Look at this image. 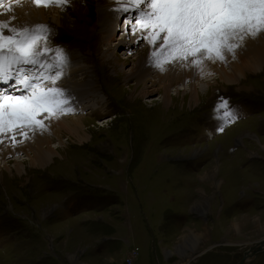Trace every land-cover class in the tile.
<instances>
[{"label": "rangeland", "instance_id": "1", "mask_svg": "<svg viewBox=\"0 0 264 264\" xmlns=\"http://www.w3.org/2000/svg\"><path fill=\"white\" fill-rule=\"evenodd\" d=\"M17 1L24 15L22 20L11 18L12 25L28 18L23 6L36 8L33 0H4L0 17L6 18L5 10ZM100 5L114 15V38L98 25ZM115 7L113 0H69L63 7H47L48 22L36 23L51 26L49 45L61 46L68 55L57 83L80 82L85 88L83 98L74 100L75 111L62 115L82 117L85 136L78 141L60 127L45 131L44 150L48 143L63 144L58 149L49 146L57 152L55 160L48 163L51 155L42 165L26 160L38 146L33 133L29 139L33 147L23 141L19 153L9 146L2 154L0 165L8 161V168L0 167V264H66L55 257L51 235L35 227L42 224L35 205L42 188L65 192L69 215L116 202L106 213L124 223L125 235L130 231L125 222L133 221L142 244L117 246L122 264H237L264 239V34L249 39L235 59L226 54L223 72L230 76L229 83L217 76L214 83L203 82L194 92L177 89L190 80L170 81L166 108L164 83L149 81L143 88L135 78H127L151 47L146 40L133 42L139 29H124L125 18L135 13L122 17ZM53 55L49 53V58ZM73 68L76 73L70 74ZM210 71L218 75L206 66L203 81ZM149 73L155 75L153 69ZM221 98L234 110V119L224 121L215 111ZM54 121L45 123H61ZM221 123L223 131L217 130ZM16 154L25 161L16 163ZM120 182L124 187L118 192ZM47 211L49 221L58 218ZM104 216H92L85 223L109 224ZM246 264H264V251Z\"/></svg>", "mask_w": 264, "mask_h": 264}, {"label": "snow or ice", "instance_id": "2", "mask_svg": "<svg viewBox=\"0 0 264 264\" xmlns=\"http://www.w3.org/2000/svg\"><path fill=\"white\" fill-rule=\"evenodd\" d=\"M3 2L0 0V5ZM68 2L33 0L38 7H63ZM113 3L118 14L135 13L125 18V28L141 31L140 39L152 46L149 62L161 71L180 62L203 75L205 61L226 63V53L235 59L237 50L244 49L249 39L264 34V0ZM8 10H12L11 5ZM53 31L45 23L12 25L0 21V85H5L0 87V145L17 148L31 138L30 133L48 130L45 120L75 111L71 90L57 86L69 58L61 46L49 45ZM49 53L54 55L49 58ZM215 111L224 121L235 118L234 110L222 98ZM223 127L221 123L217 130L223 131Z\"/></svg>", "mask_w": 264, "mask_h": 264}, {"label": "bare ground", "instance_id": "3", "mask_svg": "<svg viewBox=\"0 0 264 264\" xmlns=\"http://www.w3.org/2000/svg\"><path fill=\"white\" fill-rule=\"evenodd\" d=\"M23 4H25V2ZM10 5H11L12 10L9 11L8 8H7L5 11L8 12V16L6 18L0 17V21H4V19H7V18H10V19H8V21H9V20H11V18L13 19V17L19 18V19H21L23 17L24 13L21 12L22 9L20 7L22 5H21V3H19V1L15 2L14 4L12 3ZM31 5H33V4H31ZM23 7H25V14L26 15L28 14V18H26V20L23 21L22 23L28 22L30 24H36L37 22H48V20L46 19V15L48 13L46 14V11L49 10V9H47V7L41 8V7L36 6L35 9H31L29 5H25ZM98 13H99V24L98 25L100 26V28L102 29L103 32L107 33V36H108L109 39L114 38V36H115V27L111 26V24L113 23L112 21H114L113 13L105 5H100V7L98 8ZM130 14H132V12H130ZM124 15H127V13H123L122 17H124ZM24 18H23V20H24ZM55 20L57 21V24L61 23L58 19H55ZM117 21H118V19H117ZM132 23H134V22H132ZM124 29L126 30L125 27H124ZM138 32L139 33H137L136 36H135V41H133L135 44H139V41L141 40L140 37H141L142 33L140 31H138ZM144 34L146 35V33H144ZM150 47H151V51H152V46L150 45ZM113 51H111V52H113ZM150 53H149V55H150ZM256 53H260V50L256 51ZM226 54L228 55V53H226ZM149 55L148 56H146V54L141 55V58L139 59V61L137 63L138 68H136L135 70L132 69L131 71H129L128 74H127V78H130V77L135 78L136 85L137 86L141 85L143 88H145V87L148 88L149 87V84H148L149 81H152L153 85H155V83L156 84L158 83L159 85L164 83L161 86V90L163 91V100H164L163 101V106H165L166 108H168V106L170 105V103H169L170 102L169 101L170 100V89H169L170 88L169 87L170 86V81L178 80V78L190 80V81H188V83L190 82L188 85H186L184 83L182 85V87L177 88V89L180 90V91H185V90H189L190 89L191 91L194 90V92L195 91L198 92V90L196 89L197 86L201 85L203 82H210V84H211L212 81L214 79H216L217 76L219 78H221V80L226 82V83L230 82V76H228V73L223 72V70H224L223 67H224V64H225L223 62L217 61L216 63H211L209 61H205L204 62V68L206 66H208V67H210V70L217 71L215 73L218 74V75H215L213 71H212V73H213V75H212L211 71H210L209 74H211V75H205L204 78H206V79H204V81H203L202 80V78H203L202 75H200L199 73H196L191 68H185L180 62H177V63H174V64H169V65H167V68H166L165 71H161L160 69L154 67L149 61L146 62L147 59H149ZM227 63H228V60H227ZM152 69H153V72H155V75H151L149 73V71L152 70ZM73 73H76L74 68L71 70L70 74H73ZM90 81H92V80H90ZM166 82H168V83H166ZM213 83H214V81H213ZM210 84H208V89H210V86H209ZM57 86L58 87H62V88H67V89L71 90V92H72V94L74 96V100H76V97L77 98L81 97V99L83 98L82 97L83 94H84L83 90H85V88L81 87L82 84L80 82L73 83L72 81H65V83H63L62 85L57 83ZM93 86L95 87L97 85L95 84ZM1 87H5V85L1 86ZM208 92H209V90L207 91V93ZM85 93L89 94V92H85ZM192 94L190 93L189 94L190 96L188 95L190 101L194 98ZM100 98H101V100H103L102 96H100ZM75 103H77V101L76 102L73 101L74 109H75ZM74 117L75 118H73V116L72 117H69V116L67 117V116H62L61 115V116H59V118H53V119H51L52 122L54 120H61V123L59 125L57 124V125L53 126V124L47 122L46 124H49V125H48V130H46V131L54 132L58 127H60V129H66L67 132L69 130L71 134H74L76 140L80 141L85 136V133L82 130V128L84 127V122L82 121V117H80L79 115H76ZM58 133L60 134V132H58ZM43 136H45V137L47 136L45 131L43 133H40L39 131L34 133L33 138L37 141L38 146H36L35 148L32 149L33 150L32 151L33 155H28V156L26 155L27 156V159H26L23 156H21L22 154H20V155L16 154V155H14L15 158L13 160L16 161V163H23L25 161V159H26L28 161L27 162L28 164L35 166V165H42L43 163H46L45 159L52 155V157H50V159L48 160L49 161L48 163H50V161H54L55 160L54 156L56 155L57 152L54 151L53 149H58V148L62 147L63 143H62V141H59L58 143H55L53 145H50V143H48L47 145H45L48 149L44 150L42 148ZM41 141H42V143H41ZM63 142H64V140H63ZM26 143L28 144V148L29 147H33V145L30 143L29 140H26ZM9 146L10 145H8L7 143H5L4 145H0V159L4 158V157H2L3 156L2 154L5 152L6 149L9 150ZM49 146L51 148H53V149H51ZM20 149L21 148L18 145V147L15 149V152L19 153ZM215 161H217V160H215ZM2 162H4V164L0 165V167H2L4 169L6 168V170H7L8 167L6 165V162H8V161L4 160V161H1V163ZM16 170H20V168L17 167ZM213 175L214 174H212V176H211L212 178H214ZM208 176H209V174H208ZM250 256H252V257L249 258ZM255 256L256 255H254V254L252 255L251 252H250L249 256L246 259V262H248V260L252 259Z\"/></svg>", "mask_w": 264, "mask_h": 264}, {"label": "crops", "instance_id": "4", "mask_svg": "<svg viewBox=\"0 0 264 264\" xmlns=\"http://www.w3.org/2000/svg\"><path fill=\"white\" fill-rule=\"evenodd\" d=\"M106 183L109 187L112 185L110 180ZM122 187L124 185L120 182L116 188L118 192L122 191ZM40 192V195L35 199V205L37 211H41L42 224L37 223L38 225L35 227L39 229L41 234L51 235V248L52 251H55V257L65 260L66 264H122L123 253L116 249L117 246L123 248L132 244L142 246L137 231H134L133 227L135 225L133 221L127 220L125 222V225L128 224L130 230L125 235L121 232L124 223L117 222L118 219L114 217L113 213H106L105 210L112 211V207H115L113 205H117L116 202L105 205L101 210L90 208L89 210L69 215L70 206L66 203L65 192L56 189L46 191L43 188ZM127 193L130 192L128 191ZM210 194L213 195L212 193ZM229 198L230 193H228L227 200ZM49 209L52 210V215L58 217L56 219L55 217L51 218L53 223H47L51 222L49 221L50 211H47ZM101 215H105L104 219L109 224L92 225L85 223L90 217L99 218Z\"/></svg>", "mask_w": 264, "mask_h": 264}, {"label": "water", "instance_id": "5", "mask_svg": "<svg viewBox=\"0 0 264 264\" xmlns=\"http://www.w3.org/2000/svg\"><path fill=\"white\" fill-rule=\"evenodd\" d=\"M259 242V243H258ZM256 242L255 246H252L246 253L245 256L237 263V264H246V259L249 256V251L252 250L251 254L258 255L259 253L264 251V239Z\"/></svg>", "mask_w": 264, "mask_h": 264}, {"label": "built area", "instance_id": "6", "mask_svg": "<svg viewBox=\"0 0 264 264\" xmlns=\"http://www.w3.org/2000/svg\"><path fill=\"white\" fill-rule=\"evenodd\" d=\"M132 254H133L134 256H137L138 251H137L136 249H133V250H132ZM127 262H128V263H132V258H128V259H127Z\"/></svg>", "mask_w": 264, "mask_h": 264}]
</instances>
